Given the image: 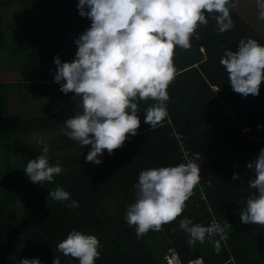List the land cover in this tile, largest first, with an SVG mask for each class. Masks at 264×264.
I'll return each instance as SVG.
<instances>
[{
    "label": "trees",
    "instance_id": "1",
    "mask_svg": "<svg viewBox=\"0 0 264 264\" xmlns=\"http://www.w3.org/2000/svg\"><path fill=\"white\" fill-rule=\"evenodd\" d=\"M77 3L0 0L1 70L18 64L25 70L41 68L38 74H24L38 75V79L0 81V264L37 257L42 264H53L56 257L60 264H78L57 248L73 229L100 240L102 249L96 264H171L172 257L180 264L197 260L203 264H264V227L243 224L239 216L247 199L256 194L248 186L254 173L246 164L264 148V127L257 128L264 125V82L258 96L244 98L232 90L219 62L226 49L237 50L242 38L251 37L260 44L264 38L233 10L235 0L230 5L231 30L218 33L215 19L209 16V23L197 30L200 38L193 37L189 49H175L177 75L168 88V118L151 128L144 122V111L155 102L138 101V134L129 136L111 155L105 150L98 157L102 161L99 165L85 160L90 145L81 148L66 132L61 133L54 141V150L77 149L74 156L60 162L66 169L62 177L45 182L43 188L48 194L58 185L63 187L79 207L69 209L67 202L46 205L39 199L35 190L38 183L25 176V160L12 140L50 132L82 112L80 97L62 93L60 85L53 82V58L58 55L62 62H71L77 51L74 40L91 23L79 16ZM6 11L18 17L24 28L31 22L34 36L22 42L11 39L4 31L13 26L5 21ZM22 94L30 96L44 114L30 117V113H13L11 101ZM173 132L184 137L191 151L206 149L211 153L200 170L204 198L197 185L181 217L137 239L135 229L124 219L128 205L136 200L134 185L141 170L183 163ZM39 155L34 151L30 158ZM234 172L239 180H232ZM111 199L116 202L115 210L108 208ZM232 210L234 217L226 218ZM184 217L204 226L213 220L221 226L227 222L232 228L227 230L226 241L213 238L220 240L219 251L207 242L190 247L188 234L179 227Z\"/></svg>",
    "mask_w": 264,
    "mask_h": 264
},
{
    "label": "clouds",
    "instance_id": "2",
    "mask_svg": "<svg viewBox=\"0 0 264 264\" xmlns=\"http://www.w3.org/2000/svg\"><path fill=\"white\" fill-rule=\"evenodd\" d=\"M230 5L231 0H78L79 16L91 23L74 40L77 51L71 62H62L58 55L53 58V82L60 85L62 93L81 97L82 112L65 121V134L81 148L90 145L86 162L99 165L102 161L98 157L105 150L111 155L129 136L138 134V101L155 102L144 111V122L151 128L168 118V88L177 75L175 49H189L192 38H200L197 30L209 23V16L215 19L218 33L231 30ZM256 6L257 19L264 22V0H256ZM219 62L234 92L244 98L259 95L264 82V44L251 37L242 38L237 50L226 49ZM261 127L264 125H257L258 130ZM49 151L45 144L41 154L26 163L23 171L34 184L53 183L65 172L59 160L50 164ZM199 160L198 155L196 162L188 160L139 172L134 185L136 200L124 215L137 239L149 231H160L182 216L200 183ZM246 167L253 170L254 178L248 186L256 194L247 199L240 221L264 227V148ZM239 179L234 172L232 180ZM48 195L54 201L67 202L65 207L69 209L79 207V202L59 185ZM179 227L188 234L190 247L207 242L217 251L220 240L226 241L227 230L232 228L227 222L221 226L215 220L204 226L188 217L180 220ZM216 236L220 240H214ZM57 248L78 264H96L102 245L95 235L73 229ZM173 259L180 264L176 257ZM18 264L42 262L38 257L22 258ZM53 264H60L58 257Z\"/></svg>",
    "mask_w": 264,
    "mask_h": 264
},
{
    "label": "rangeland",
    "instance_id": "3",
    "mask_svg": "<svg viewBox=\"0 0 264 264\" xmlns=\"http://www.w3.org/2000/svg\"><path fill=\"white\" fill-rule=\"evenodd\" d=\"M44 1L47 2L48 0H44ZM254 1L255 0H250L249 2H254ZM247 4L248 2L246 1H241L239 3H237L236 1L235 5L233 6V10H235V12H237V14L240 17H242L243 20L247 23L250 22L253 14H254V21H257L256 14L254 11V3L249 4V6ZM242 13H245V14H242ZM245 15H247V18L243 17ZM5 21L6 23L13 25L11 28H5L4 31L8 36H10L11 39L13 38L15 42H22L34 36V31H33L34 26L31 22H29L26 25V28H24L21 25L19 18L18 17L15 18L12 15V13L9 11H6ZM1 69L2 68H0V81H3V80L18 81V80H21V78L26 77L24 76L25 73H22V71H25V69L20 64L16 65L13 68V69L19 70V73L13 70L9 73H4L1 71ZM40 71H41V68L38 67V69H35V70L33 69L32 71H28V72H40ZM37 76H34V77L27 76L28 78L26 79H35V78L38 79ZM19 96H20L19 98L18 97L14 98L12 101L9 99V101H11V111L13 110L12 112L15 113V111L17 110L18 111V113H16L17 116H19L21 113L22 114L30 113V117H32L41 112L42 108L40 106H36L34 104V101L30 99V96L25 95V94H22ZM34 97L35 96L32 95V98ZM80 100H81V97H80ZM30 104H32V108L29 107ZM80 106H82V101L80 102ZM19 107L24 108L25 111L22 112L19 109ZM11 117L13 118L12 115ZM26 118H29V116H27ZM66 131L67 129L65 126H60L59 128L52 130L50 132H47V133H42V134H37V135L36 134L28 135V136H25L23 139H14L12 141V144H14L15 148L24 158L25 167H26L27 161L31 159L30 158L31 153L34 151H38L41 154L42 147L45 144L48 145L50 149L48 153L49 162L50 164H54L57 160L62 162V161L70 159L72 156L75 155V152L77 149L76 147H74L73 149L70 147H66L58 151L54 150V146H55L54 141L56 137L59 136L61 133H65ZM60 177H62V175H60ZM35 190L38 194L39 199L43 201L46 205L58 204V201H54L50 195L45 193L43 185L38 183V186L35 187ZM122 193L127 196L125 192H122ZM108 204H109L108 208H111L113 210L116 209L115 206L117 205L114 199H111L110 201H108Z\"/></svg>",
    "mask_w": 264,
    "mask_h": 264
},
{
    "label": "built area",
    "instance_id": "4",
    "mask_svg": "<svg viewBox=\"0 0 264 264\" xmlns=\"http://www.w3.org/2000/svg\"><path fill=\"white\" fill-rule=\"evenodd\" d=\"M174 136L176 137V139L178 141L182 162L186 163L188 160H192L193 162H196L197 157L199 155L200 160L198 161V166H199L200 170H202L207 165L211 153L206 149H203V150H200L197 152H193L184 145V140H183L182 135L174 133ZM198 187H199V190L201 191L202 198H204V187L202 185L201 179H200V183L198 184ZM171 264H176L173 257L171 259ZM190 264H203V263L201 261L197 260V261L190 263Z\"/></svg>",
    "mask_w": 264,
    "mask_h": 264
},
{
    "label": "crops",
    "instance_id": "5",
    "mask_svg": "<svg viewBox=\"0 0 264 264\" xmlns=\"http://www.w3.org/2000/svg\"><path fill=\"white\" fill-rule=\"evenodd\" d=\"M237 1V3H239V2H241V1H246V2H248V6H249V4H251V3H254V11H255V14H256V20L257 21H254V14L252 15V18H251V20H250V22H249V24H250V26L253 28V29H256L258 32H259V34L264 38V22H262V21H258V19H257V6H256V0L254 1V2H249L250 0H235V2ZM234 5H235V3H234ZM253 11V12H254ZM252 13V12H251ZM242 14H245V13H242ZM244 18H247V15H245V16H243ZM10 37V36H9ZM15 67V66H14ZM13 67V68H14ZM13 68H11V70H1L2 72H4V73H9V72H11L12 70L13 71H17L18 73H19V70H17V69H13ZM35 69H38V68H35ZM34 69V70H35ZM33 69H31V70H25V71H22V73H26V72H28V71H32ZM30 73H35V74H38V72H30ZM29 73V74H30ZM28 74V75H29ZM26 78H28V77H23V78H21V80H18V81H22V80H25ZM3 81H9V80H3ZM2 82V81H1ZM13 82H17V81H13ZM42 114H44V112L43 113H39V114H37V116H40V115H42ZM25 119H23V121H24ZM174 133H176V132H173V135H174ZM177 134H179V133H177ZM37 135V134H36ZM180 135V134H179ZM176 138V137H175ZM21 139H23V138H21ZM183 140H184V137H183ZM13 141V140H12ZM177 144H178V141H177ZM14 145V144H13ZM184 145H185V143H184ZM186 146V145H185ZM15 147V146H14ZM178 148H179V145H178ZM179 151H180V148H179ZM198 189H199V187H198ZM234 215H235V211L234 210H232V213H230V214H228V216H226V218H231V217H234Z\"/></svg>",
    "mask_w": 264,
    "mask_h": 264
}]
</instances>
